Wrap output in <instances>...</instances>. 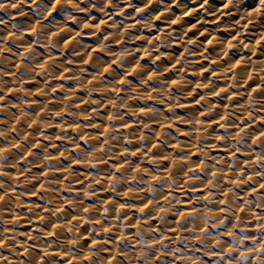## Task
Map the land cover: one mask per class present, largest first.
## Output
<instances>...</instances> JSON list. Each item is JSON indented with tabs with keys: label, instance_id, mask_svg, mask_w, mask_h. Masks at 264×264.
<instances>
[{
	"label": "clouds",
	"instance_id": "1",
	"mask_svg": "<svg viewBox=\"0 0 264 264\" xmlns=\"http://www.w3.org/2000/svg\"><path fill=\"white\" fill-rule=\"evenodd\" d=\"M0 264H264V0H0Z\"/></svg>",
	"mask_w": 264,
	"mask_h": 264
}]
</instances>
